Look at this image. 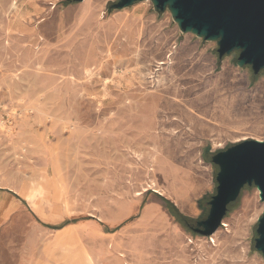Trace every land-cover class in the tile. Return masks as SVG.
Masks as SVG:
<instances>
[{
  "label": "rangeland",
  "instance_id": "374dc122",
  "mask_svg": "<svg viewBox=\"0 0 264 264\" xmlns=\"http://www.w3.org/2000/svg\"><path fill=\"white\" fill-rule=\"evenodd\" d=\"M117 1L0 0V264H264L254 186L211 236L189 228L211 157L264 142V70Z\"/></svg>",
  "mask_w": 264,
  "mask_h": 264
},
{
  "label": "water",
  "instance_id": "95a60500",
  "mask_svg": "<svg viewBox=\"0 0 264 264\" xmlns=\"http://www.w3.org/2000/svg\"><path fill=\"white\" fill-rule=\"evenodd\" d=\"M81 2L83 0H74ZM143 0H118L117 10ZM158 11L171 10L182 33L215 41L219 60L237 52V65L250 68L254 76L264 70V0H151ZM211 163L218 169L216 192L207 202L205 219L189 226L203 237L222 224L228 206L242 189L254 186L264 202V142L244 140L215 153ZM254 249L264 258V210L257 221Z\"/></svg>",
  "mask_w": 264,
  "mask_h": 264
},
{
  "label": "trees",
  "instance_id": "16d2710c",
  "mask_svg": "<svg viewBox=\"0 0 264 264\" xmlns=\"http://www.w3.org/2000/svg\"><path fill=\"white\" fill-rule=\"evenodd\" d=\"M72 1H73V0H68V2H72ZM178 219H179L181 222H183L184 224L189 223L188 219H186L185 217L180 216ZM67 224H69V222H65V223H63L60 227H58V228H56V229H61V228H63L64 226H66Z\"/></svg>",
  "mask_w": 264,
  "mask_h": 264
},
{
  "label": "crops",
  "instance_id": "0c3cea01",
  "mask_svg": "<svg viewBox=\"0 0 264 264\" xmlns=\"http://www.w3.org/2000/svg\"><path fill=\"white\" fill-rule=\"evenodd\" d=\"M1 192H3V191L0 190V202L2 203V201L6 199V196L4 195L5 193L2 194Z\"/></svg>",
  "mask_w": 264,
  "mask_h": 264
},
{
  "label": "bare ground",
  "instance_id": "6f19581e",
  "mask_svg": "<svg viewBox=\"0 0 264 264\" xmlns=\"http://www.w3.org/2000/svg\"><path fill=\"white\" fill-rule=\"evenodd\" d=\"M155 192H157L158 193V190H154ZM258 192V194H259V191H257ZM260 197V196H259ZM263 204H264V202L262 201V200H260ZM1 203V202H0ZM4 209V208H3ZM264 210V209H263ZM1 212H2V210H1Z\"/></svg>",
  "mask_w": 264,
  "mask_h": 264
},
{
  "label": "built area",
  "instance_id": "2783aa9c",
  "mask_svg": "<svg viewBox=\"0 0 264 264\" xmlns=\"http://www.w3.org/2000/svg\"><path fill=\"white\" fill-rule=\"evenodd\" d=\"M222 225V224H221Z\"/></svg>",
  "mask_w": 264,
  "mask_h": 264
}]
</instances>
